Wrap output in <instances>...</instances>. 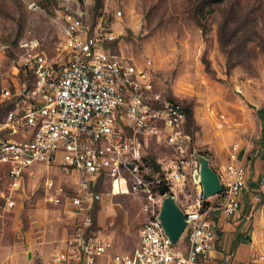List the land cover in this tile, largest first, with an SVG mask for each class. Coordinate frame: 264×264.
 Masks as SVG:
<instances>
[{
	"label": "rangeland",
	"instance_id": "1",
	"mask_svg": "<svg viewBox=\"0 0 264 264\" xmlns=\"http://www.w3.org/2000/svg\"><path fill=\"white\" fill-rule=\"evenodd\" d=\"M202 1L0 0V121L11 109L1 90H18L32 81L19 68L24 40L39 38L46 54L62 65L67 8L91 20L108 14L119 36L109 51L146 72L163 99L186 108L192 152L207 158L219 174L233 147L242 150L251 177L248 188L256 190V210L264 215V119L258 113L264 108V0L204 8ZM144 154L147 186L135 189L125 173L119 188L112 182L97 188L103 196L96 204L93 231L116 254H134L140 229L163 203L153 161L160 164L170 151L150 141ZM58 163L34 166L23 179L17 207L0 216V264H49L75 229L72 207L49 202V179L71 189L69 194L77 189V179ZM193 168L184 187L191 201L201 191L193 180L199 166Z\"/></svg>",
	"mask_w": 264,
	"mask_h": 264
},
{
	"label": "built area",
	"instance_id": "2",
	"mask_svg": "<svg viewBox=\"0 0 264 264\" xmlns=\"http://www.w3.org/2000/svg\"><path fill=\"white\" fill-rule=\"evenodd\" d=\"M62 21L64 64L46 54L39 38L30 37L21 43L19 68L32 81L18 90H1L13 108L0 121V216L17 207L23 179L34 166L59 160L62 172L77 179V189L69 194L49 179V202L70 205L76 221L49 264H222L214 257L217 235L203 206L210 199L204 200L200 191L191 201L184 192L192 167H198L184 107L163 99L146 72L109 51L119 36L108 14L91 20L67 8ZM150 141L171 152L170 161L162 164L170 194L161 198H175L187 227L173 244L158 219L160 207L140 229L134 254H116L93 231L96 204L103 196L97 188L102 182L114 187L126 182L125 173L135 189L147 186L142 166ZM241 153L237 145L230 152L219 173L223 191L216 196L221 211L235 220L242 219L240 197L248 188ZM253 259L264 264V243Z\"/></svg>",
	"mask_w": 264,
	"mask_h": 264
},
{
	"label": "crops",
	"instance_id": "3",
	"mask_svg": "<svg viewBox=\"0 0 264 264\" xmlns=\"http://www.w3.org/2000/svg\"><path fill=\"white\" fill-rule=\"evenodd\" d=\"M171 157L170 152V155L167 154L166 157L160 159V164L168 163ZM242 157L244 158V154ZM226 163H228V157ZM250 179L248 172V185ZM255 180L256 178H254ZM257 200L256 190L247 188L240 197L241 220L228 218L219 208L218 198L213 197L208 200L206 209L209 210V221L217 235L214 254L217 261L222 264H257L254 262L253 256L260 251L261 245L264 243V215L256 210ZM226 260L229 262L226 263Z\"/></svg>",
	"mask_w": 264,
	"mask_h": 264
},
{
	"label": "water",
	"instance_id": "4",
	"mask_svg": "<svg viewBox=\"0 0 264 264\" xmlns=\"http://www.w3.org/2000/svg\"><path fill=\"white\" fill-rule=\"evenodd\" d=\"M193 156L199 166V169L194 172L193 180L201 186L202 198L208 200L221 194L223 189L220 176L211 168L210 161L198 151H194ZM158 219L171 242L178 243L185 232L187 223L185 214L175 198L168 196L163 200Z\"/></svg>",
	"mask_w": 264,
	"mask_h": 264
},
{
	"label": "trees",
	"instance_id": "5",
	"mask_svg": "<svg viewBox=\"0 0 264 264\" xmlns=\"http://www.w3.org/2000/svg\"><path fill=\"white\" fill-rule=\"evenodd\" d=\"M226 2H230V0H203L202 1V3H201V5H202V7L204 8V7H206L207 5L208 6H212V4L213 3H216V4H219V5H222V4H224V3H226ZM96 17V16H95ZM10 104V103H9ZM10 106H11V109L13 108V106L10 104ZM10 109V110H11ZM185 109V112H186V115H187V124H188V120H189V118H190V114H189V112L186 110V108H184ZM258 113H259V116H260V118L261 119H264V108L262 109V110H260V111H258ZM191 135V138H192V141H193V135L192 134H190ZM191 150L193 151V148H192V146H191ZM145 159L146 158H144V162H145ZM144 164H143V166H142V169H144ZM153 167H155V171H156V173H159L160 174V178L158 179V180H156L157 181V191H158V193L161 195V196H164V195H166V194H170V186L168 185V183L166 182V180H165V174H164V172L162 171V165L161 164H156V163H154V161H153ZM145 171H147V168H146V170ZM148 174V173H147ZM146 174V175H147ZM146 177H148V176H146ZM203 206H204V209H206L207 208V206H208V202L207 201H204L203 202Z\"/></svg>",
	"mask_w": 264,
	"mask_h": 264
},
{
	"label": "bare ground",
	"instance_id": "6",
	"mask_svg": "<svg viewBox=\"0 0 264 264\" xmlns=\"http://www.w3.org/2000/svg\"><path fill=\"white\" fill-rule=\"evenodd\" d=\"M116 189L119 188V185H115Z\"/></svg>",
	"mask_w": 264,
	"mask_h": 264
}]
</instances>
